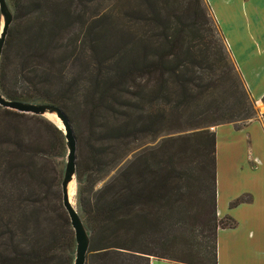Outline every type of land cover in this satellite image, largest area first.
I'll list each match as a JSON object with an SVG mask.
<instances>
[{
    "label": "trees",
    "instance_id": "trees-1",
    "mask_svg": "<svg viewBox=\"0 0 264 264\" xmlns=\"http://www.w3.org/2000/svg\"><path fill=\"white\" fill-rule=\"evenodd\" d=\"M132 2L131 15L104 13L87 40L80 0H10L12 9L7 1L0 92L82 119L85 167L75 179L90 264H148V256L216 264V230L233 221L215 212L210 128L256 117L254 101L204 0ZM65 145L47 119L0 106V264H49L69 247L52 160Z\"/></svg>",
    "mask_w": 264,
    "mask_h": 264
},
{
    "label": "crops",
    "instance_id": "crops-1",
    "mask_svg": "<svg viewBox=\"0 0 264 264\" xmlns=\"http://www.w3.org/2000/svg\"><path fill=\"white\" fill-rule=\"evenodd\" d=\"M206 1L257 111L239 127H215V212L233 221L216 230V264H264V0ZM237 54L257 56L258 67ZM148 264L184 263L148 256Z\"/></svg>",
    "mask_w": 264,
    "mask_h": 264
},
{
    "label": "rangeland",
    "instance_id": "rangeland-1",
    "mask_svg": "<svg viewBox=\"0 0 264 264\" xmlns=\"http://www.w3.org/2000/svg\"><path fill=\"white\" fill-rule=\"evenodd\" d=\"M7 1L9 3L10 8L12 9L10 0H7ZM80 2H81L80 3V13L84 15V18L82 20L86 24L85 29L87 32V40H88V31H89V38L92 39L94 37L95 33L98 32V30L102 28V17L104 15V13H106L107 11H112V13L115 16L121 15L122 13H125V15L126 14L131 15V13H132L131 8H130L133 4L132 0H80ZM204 4L206 5V8L208 9L210 19L216 25L217 24V22L215 21L216 19L213 15L211 9H209V6H208V3L206 0H204ZM12 19H13V16H12ZM1 24H2V19H1ZM129 24H131V23H129ZM0 28H1V25H0ZM215 29H216V27H215ZM217 29H218L219 33H221L218 27H217ZM217 29H216V32H217ZM225 46H226V44H225ZM84 48H85V51L87 53V57H86V61H85L86 63L84 64V67L88 71H90V70H93L94 68H96V60L94 58H92V54L94 55V53H96L94 50L95 49L97 50V48H95V46H94V44H92V42L89 43L88 46L86 44V46H84ZM226 48H227V46H226ZM227 51H228V49H227ZM228 53H229V51H228ZM229 55H230L231 61H233V64L236 63L233 55H231V53H229ZM236 56L239 59V61L241 62V64L251 65V66L254 65L255 67H258L257 56H254V55L247 56V55H242V54H237ZM236 66H235L236 69L237 68L239 69L237 63H236ZM78 69H79V67H78V65H76L75 70H78ZM238 73H239V71H238ZM261 73L263 75L262 79H264L263 70ZM89 77L90 76H87L86 79L84 80V82H86ZM255 80L256 81H255V84L253 85V87H254V90L256 92L259 87H257L258 86L257 85V79H255ZM216 95H217V93L214 94V96H216ZM254 105H256V104H254ZM42 117L47 119L51 123H53L56 127L60 128L63 132V126L61 124V121L56 116L55 117L59 121L60 126H58L51 118H49L45 115ZM81 120L82 119H80L78 121L76 120L75 122H73V121H71V119H68L71 131H72V135L75 139V145H76V151H75L76 168L78 167L79 164L80 165L82 164V167H85V164L83 163L84 157H85V148H84L83 144H85V140L87 138L88 133L86 131L85 125L82 123ZM247 122L248 121H245L243 123H240L239 125H244ZM215 127H212L210 129L215 131ZM180 134H181V132H177V133H173V134H169V135H162L159 138H157L153 143H149V144L152 146H158V145H161L162 140L165 137H169V136L176 137ZM56 153L57 152H55L53 154L52 160H53L54 166L58 167V169L60 171V176L62 177V172L64 169V165H65V161H66V155H67L66 145H65V148L60 153L59 152H58V154H56ZM61 177H60V181H61ZM74 181H75V202H76V208L79 212V209L77 206V182H76V179ZM103 182L104 181L97 183L95 185V188L100 187ZM60 204H61V199H60ZM63 211H64V209H63ZM79 214H81V213L79 212ZM63 216H65L67 218L68 223H69V219H68L67 214L65 212H63ZM209 233L210 232H208L207 235H209ZM72 236L74 237V234H72ZM73 237L69 243V247H67L68 244H66V248L63 247L61 249L54 250V252L51 256L52 258L49 259V261H50L49 264H72L73 263V259L75 256V239ZM64 240H66V239L64 238ZM67 253H69L70 255L68 256ZM68 258H69V263H68ZM146 263H147L146 261H141L140 263H138V261H136V260L131 262V264H146ZM85 264H90L89 258L87 255H86Z\"/></svg>",
    "mask_w": 264,
    "mask_h": 264
},
{
    "label": "water",
    "instance_id": "water-1",
    "mask_svg": "<svg viewBox=\"0 0 264 264\" xmlns=\"http://www.w3.org/2000/svg\"><path fill=\"white\" fill-rule=\"evenodd\" d=\"M0 14L2 24L0 28V55L3 51L5 37L9 24L12 20V13L6 0H0ZM0 106L19 113L44 116L45 114H54L63 126L65 136L67 155L60 181V199L61 205L67 214L75 239V256L72 264H85L86 255L89 249V235L76 207H74L69 198V183L75 180V139L69 125V121L64 112L56 105L49 103H33L6 99L0 92Z\"/></svg>",
    "mask_w": 264,
    "mask_h": 264
},
{
    "label": "bare ground",
    "instance_id": "bare-ground-1",
    "mask_svg": "<svg viewBox=\"0 0 264 264\" xmlns=\"http://www.w3.org/2000/svg\"><path fill=\"white\" fill-rule=\"evenodd\" d=\"M45 116L51 118L58 126H60L59 121L57 120V118L55 117L54 114H45ZM69 198H70V202L71 204L76 207V202H75V181L72 180L69 183Z\"/></svg>",
    "mask_w": 264,
    "mask_h": 264
}]
</instances>
